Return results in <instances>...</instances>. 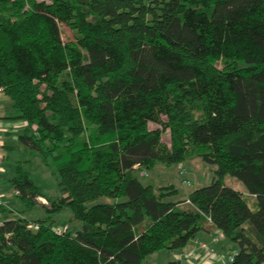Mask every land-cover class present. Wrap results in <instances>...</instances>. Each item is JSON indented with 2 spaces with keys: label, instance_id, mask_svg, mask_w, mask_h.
Wrapping results in <instances>:
<instances>
[{
  "label": "trees",
  "instance_id": "16d2710c",
  "mask_svg": "<svg viewBox=\"0 0 264 264\" xmlns=\"http://www.w3.org/2000/svg\"><path fill=\"white\" fill-rule=\"evenodd\" d=\"M0 91L59 185L16 162L21 211L47 215L0 221V264H150L216 230L264 264V0H0ZM192 158L215 168L184 206L134 174ZM65 208L80 226L57 232Z\"/></svg>",
  "mask_w": 264,
  "mask_h": 264
},
{
  "label": "rangeland",
  "instance_id": "374dc122",
  "mask_svg": "<svg viewBox=\"0 0 264 264\" xmlns=\"http://www.w3.org/2000/svg\"><path fill=\"white\" fill-rule=\"evenodd\" d=\"M61 30L62 37L65 41L73 38V33L67 26L62 25ZM2 96H4L3 98L6 97L11 103V100L4 93ZM150 127L155 128L157 125L151 123ZM163 137L166 141L169 140V130L164 132ZM18 144L19 145L15 150L9 151L8 159L3 160L1 163V166L4 169L7 166V170L5 169V174L2 176L4 181L3 186L0 187V189L4 191L3 193L5 196L2 200L4 205L7 207V211L2 213L1 210L0 221L3 219L17 217H27L34 220L38 217H44L47 215L45 210L38 205L34 206L27 212L21 211V203L16 194V190H14L13 186L4 179V177H8V175L15 173V166L13 164L15 160H29L27 169L30 171V175L37 184L38 188L46 196L55 197L59 195L58 174L55 167L53 165L45 164L40 153L29 149L21 142H18ZM214 168L215 166L213 164L207 163L199 158H192L178 165L160 166L155 169H144L143 171L146 172V175H142L141 170H134V174L144 184H153L155 186L174 185L177 192L171 197V199L175 201H182L181 205L184 206L185 199L187 198L189 192L212 182ZM184 170L186 173L182 174L181 172ZM186 180L189 182H184ZM225 182L229 186L245 192V186L235 176L227 174L225 176ZM99 201L114 202L115 200L104 197L99 199ZM71 217L72 211L70 208H65L54 214L55 227H60L63 230L70 229L75 231L79 228L80 224L72 223ZM234 246L235 249H237V246ZM149 258L150 254L146 259L149 260ZM148 262L150 263V261Z\"/></svg>",
  "mask_w": 264,
  "mask_h": 264
},
{
  "label": "crops",
  "instance_id": "0c3cea01",
  "mask_svg": "<svg viewBox=\"0 0 264 264\" xmlns=\"http://www.w3.org/2000/svg\"><path fill=\"white\" fill-rule=\"evenodd\" d=\"M2 94L3 91H0V150L4 153L3 160H6L8 159L9 151L15 150L19 145V135L23 133L26 123L24 120L13 118L15 112L13 111L12 104L6 97L3 98L4 96H2ZM17 161L21 160L14 161L13 164L15 169ZM5 169L7 170V166ZM5 169L2 172L0 171V187L3 186L4 181L2 176L5 174ZM12 175L4 177L5 181L11 184L9 179ZM3 192L4 191L0 189V196L2 199L5 196ZM38 200L40 202L47 203V200L44 197H39ZM212 237L213 233L200 231L196 238L192 239L186 247L179 250L164 249L150 254L149 260H146L150 261V264H168L172 260H177L180 264H228L223 262V258L227 257L229 251L233 250L235 246L230 244L225 238H222L217 242H213ZM199 242H207L213 246L216 250L217 257L214 260L208 261L199 257V255H202L203 252L199 246ZM148 257L149 255L146 258Z\"/></svg>",
  "mask_w": 264,
  "mask_h": 264
},
{
  "label": "built area",
  "instance_id": "2783aa9c",
  "mask_svg": "<svg viewBox=\"0 0 264 264\" xmlns=\"http://www.w3.org/2000/svg\"><path fill=\"white\" fill-rule=\"evenodd\" d=\"M4 159V153L2 150H0V171H4V168L1 166V163ZM182 174H185L186 171H182ZM143 175H145V172H142ZM184 182H189L188 180L184 181ZM16 194H18V191H16ZM2 206H4V202L0 196V213H1V208ZM29 228H33V229H37L38 225L36 224H29L28 225ZM57 232H61V228H56ZM225 238L224 233L222 232V230H216L213 233V237H212V241L213 242H217L218 240ZM199 246L200 248L203 250L202 255H199V257H201L204 260H214L217 257V253L216 250L213 246H211L210 244H208L207 242H199ZM234 255H235V251L234 250H230L228 253L227 257L223 258V262L228 263V264H232L233 260H234Z\"/></svg>",
  "mask_w": 264,
  "mask_h": 264
},
{
  "label": "water",
  "instance_id": "95a60500",
  "mask_svg": "<svg viewBox=\"0 0 264 264\" xmlns=\"http://www.w3.org/2000/svg\"><path fill=\"white\" fill-rule=\"evenodd\" d=\"M33 232H37V230L35 229V230H33Z\"/></svg>",
  "mask_w": 264,
  "mask_h": 264
}]
</instances>
